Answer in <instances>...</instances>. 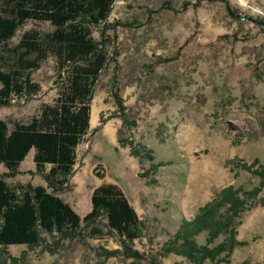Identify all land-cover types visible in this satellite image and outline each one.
<instances>
[{"label":"rangeland","instance_id":"1","mask_svg":"<svg viewBox=\"0 0 264 264\" xmlns=\"http://www.w3.org/2000/svg\"><path fill=\"white\" fill-rule=\"evenodd\" d=\"M229 2L244 19L230 13L226 0H116L108 21L91 27L107 63L68 183L50 187L51 165L41 173L34 149L17 173L0 165L10 187L44 186L81 218L91 211L96 188L117 185L142 223L141 237L127 244L144 257L126 256L123 239L100 219L70 238L41 231L37 246L0 245V264H196L165 256L164 249L228 186L260 193L237 228L243 245L222 264H264V186L242 167L264 166V0ZM8 9L1 1L0 14ZM54 31L50 22L26 21L0 43V69H12L11 50L26 33ZM72 66L62 68L48 55L29 72L39 91L0 104V120L12 126L39 118L44 106L56 105ZM207 237L202 232L195 239L203 246ZM115 250L121 253L108 256Z\"/></svg>","mask_w":264,"mask_h":264},{"label":"trees","instance_id":"2","mask_svg":"<svg viewBox=\"0 0 264 264\" xmlns=\"http://www.w3.org/2000/svg\"><path fill=\"white\" fill-rule=\"evenodd\" d=\"M1 1L9 9L0 14V43L11 40L28 20L50 22L55 27L53 33L44 37L26 33L11 50L12 69L8 72L0 69L1 105L10 104L13 96L39 91L29 72L39 69L48 55H55L62 68L73 66L56 105L44 106L39 118L29 124L12 126L0 120V165L17 173L34 149V162L41 173L46 165H51L45 175L49 186L55 188L54 182L63 186L77 164V148L89 133L94 89L107 63V55L99 49L91 27L108 21L116 0H0V4ZM81 61L84 64H79ZM255 166L256 163L242 164L264 186V166L259 169ZM259 193L260 188L249 192L234 186L223 188L193 221L183 224L173 245L164 249L165 256L184 255L196 264L228 262L235 249L243 245L237 240V228L248 203L255 201ZM91 204V211L81 218L44 186L27 184L12 188L0 177V245L34 247L41 243V231L70 238L80 233L82 224L89 227L105 219L106 228L123 239V253L131 258H143L127 244L141 237L142 223L123 190L115 184L99 186L92 193ZM260 204L264 206V200ZM93 232L101 234L103 230L93 229ZM202 232H207L208 237L207 243L200 246L195 237ZM221 235L226 239L215 245ZM120 253L119 250L107 252L108 256Z\"/></svg>","mask_w":264,"mask_h":264},{"label":"water","instance_id":"3","mask_svg":"<svg viewBox=\"0 0 264 264\" xmlns=\"http://www.w3.org/2000/svg\"><path fill=\"white\" fill-rule=\"evenodd\" d=\"M226 3H227V8L229 9L230 13H231L233 16H235V17H237V18H239V19H244L243 17L239 16L237 13H235V12L232 10V8H231V6H230V2H229V0H226ZM261 23L264 24V21L261 22Z\"/></svg>","mask_w":264,"mask_h":264},{"label":"bare ground","instance_id":"4","mask_svg":"<svg viewBox=\"0 0 264 264\" xmlns=\"http://www.w3.org/2000/svg\"><path fill=\"white\" fill-rule=\"evenodd\" d=\"M95 123H96V114H94L93 125H95Z\"/></svg>","mask_w":264,"mask_h":264}]
</instances>
